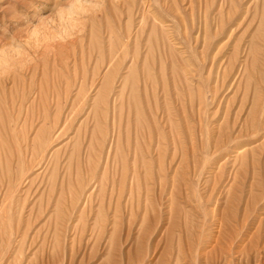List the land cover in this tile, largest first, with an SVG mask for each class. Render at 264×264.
Returning <instances> with one entry per match:
<instances>
[{
	"label": "rangeland",
	"instance_id": "1",
	"mask_svg": "<svg viewBox=\"0 0 264 264\" xmlns=\"http://www.w3.org/2000/svg\"><path fill=\"white\" fill-rule=\"evenodd\" d=\"M248 262L264 0H0V264Z\"/></svg>",
	"mask_w": 264,
	"mask_h": 264
},
{
	"label": "bare ground",
	"instance_id": "2",
	"mask_svg": "<svg viewBox=\"0 0 264 264\" xmlns=\"http://www.w3.org/2000/svg\"><path fill=\"white\" fill-rule=\"evenodd\" d=\"M31 160V159H30ZM263 256V255H262ZM260 257V256H259ZM260 260V259H259ZM249 263V262H248ZM250 264V263H249ZM256 264H261L260 262L259 263H256Z\"/></svg>",
	"mask_w": 264,
	"mask_h": 264
}]
</instances>
